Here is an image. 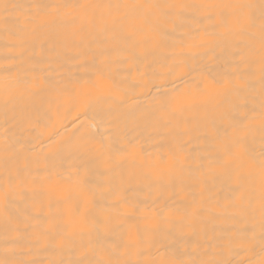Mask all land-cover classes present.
Listing matches in <instances>:
<instances>
[{
	"label": "bare ground",
	"instance_id": "1",
	"mask_svg": "<svg viewBox=\"0 0 264 264\" xmlns=\"http://www.w3.org/2000/svg\"><path fill=\"white\" fill-rule=\"evenodd\" d=\"M125 2L132 0H0L20 6L12 10L11 19L18 17L21 23L32 4ZM172 2L253 4V14L257 18L260 14V0ZM61 13L62 18L43 21L22 47L7 39L0 24V258L5 243H14L15 234L6 233L4 227L9 219L20 222L22 232L25 222L51 229L49 238L55 246L41 245L23 256L45 264L53 259L88 264L107 258L100 250L113 247L118 249L113 259H128L124 244L135 242L136 229H144L145 217L165 207L181 212L200 207L201 215L195 219L199 236L214 237L229 227L233 222L225 206L234 181L210 170L207 160L203 174L199 166L208 155L213 124L222 135L241 119L247 124L241 134L249 153L259 158L264 148V113L258 65L251 76L241 65L239 80L234 79L227 90L213 89L203 96L196 93V86L204 87L202 71L211 70L210 76L225 69L230 72L237 59L233 55L237 38L205 35L210 25L196 22L205 13L190 11L192 19L176 21L175 28L169 23L147 58L139 55L133 61L118 55L115 43L103 35L87 31L73 35L80 26L79 20L72 24L78 10L61 9ZM17 27L9 25L13 31ZM8 67L14 69L10 79L16 83L5 89ZM97 72L110 77L118 90L93 91L85 78L92 76L102 88ZM174 88L179 90L180 102L190 107L179 117V126L176 122L156 125L158 100ZM133 151L138 161L158 162L164 156L163 178L129 180ZM173 157L175 168L169 172ZM10 179L13 190L5 201L2 193ZM37 215L39 219H34ZM170 230L167 222L158 224L153 235L157 243L145 246V258L179 256L185 247L191 251L194 244L180 243L165 252L164 246L171 244L166 238ZM27 231L30 234L31 227ZM255 231L258 251V220ZM29 234L18 243H27ZM197 239L191 230L185 231L184 241ZM220 258L233 255L225 250Z\"/></svg>",
	"mask_w": 264,
	"mask_h": 264
},
{
	"label": "snow or ice",
	"instance_id": "2",
	"mask_svg": "<svg viewBox=\"0 0 264 264\" xmlns=\"http://www.w3.org/2000/svg\"><path fill=\"white\" fill-rule=\"evenodd\" d=\"M20 6L15 4L0 3V24L3 25L7 39L14 41L19 46H23L28 36L35 33L42 22L47 18L56 20L62 18L61 9L72 8L78 10V15L72 17V24L80 21L79 29L73 33L87 31L89 34H100L107 41L114 42L115 51L126 60H135L139 55L147 58L150 51L159 45L160 38L166 34L169 23L175 28L176 21H186L192 19L188 15L190 11L205 13L202 19H197V23L206 21L210 28L205 29V35H218L225 38H237L233 47L236 61L230 65V72L225 69L223 74L210 76L209 71H202L204 87L196 86V93L208 96L213 89L227 90L233 80H239L240 67L247 68V75H255L258 65L260 81V108L264 113V0H260V14L257 18L251 9L253 4L244 3H200L190 4L183 2H172V0H132L125 3H85V4H32L28 7L32 9L27 14L26 20L21 23L17 17L11 19L12 10ZM15 23L18 27L15 31L9 25ZM106 55V53H102ZM7 59V58H6ZM14 69L8 67L5 72V89L16 81L10 79ZM171 69L169 73H171ZM101 85L93 81L92 76L85 78L86 83L92 84V90H104L113 93L118 90L116 83L102 72H97ZM190 106L179 100V90L171 89L167 94L158 100L157 115L155 124L170 125L176 122L179 126V117L188 110ZM230 119H234L231 118ZM213 139L208 140L209 148L206 149L208 155L200 162L199 170L203 174L205 169L204 161L207 160V167L220 174L227 175L229 181H234V186L230 189L227 197L228 204L226 210L230 212L228 219L233 223L218 230L217 235L208 237L199 236L195 229V219L201 215V209L193 205L191 210L185 209L183 212L178 209L161 208L158 214L152 217H145V227L136 229V240L134 243H125L124 247L128 251V259H113L118 249L113 247L111 251L101 249L100 252L106 254L107 258L98 259L88 264H264V148H262L259 158L249 153L245 143V136L241 133L247 128L243 119L235 121L231 132L227 129L221 130L213 124ZM264 144V140H262ZM130 147L134 148L131 144ZM132 165L133 171L128 179L151 182L153 178L162 179L163 173L160 171L165 165V157L160 156L158 162L144 161L136 159L133 151ZM169 172L175 168V158L167 165ZM259 177L257 185L256 177ZM123 181V177L121 178ZM13 190L11 179L8 188L2 193L7 201L10 192ZM119 198V193H113ZM34 219H39L37 215ZM259 225V249L257 251V235L255 231L256 222ZM167 222L171 230L166 234V238L171 241L170 245H165V252L172 250L173 245L187 243L194 246L191 251L187 247L180 252L179 256L162 258L159 260L145 258V246L151 247L157 241L153 239L154 233L158 230V224ZM237 225H242L237 227ZM5 231L15 234L14 243L4 245V256L0 258V264H45L37 259H25L23 256L31 255L33 248L41 245L48 247L55 246V242L49 238L51 229H42L36 225L24 223V232L18 221L11 219L5 221ZM31 227L30 234L28 229ZM191 230L198 239L184 241V233ZM29 234L30 239L25 244H19L24 235ZM19 248V252L16 249ZM25 249L27 251H25ZM227 250L233 255L232 259H221L220 255ZM19 255L21 258H14ZM135 258H131V257ZM186 257V258H185ZM239 257V258H236ZM47 264H85L83 260L64 261L49 260Z\"/></svg>",
	"mask_w": 264,
	"mask_h": 264
}]
</instances>
